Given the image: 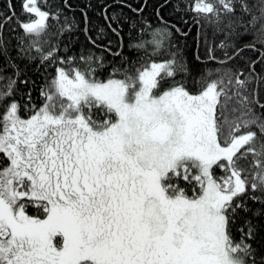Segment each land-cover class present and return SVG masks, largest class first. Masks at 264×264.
<instances>
[{
    "label": "snow or ice",
    "instance_id": "6c2138e0",
    "mask_svg": "<svg viewBox=\"0 0 264 264\" xmlns=\"http://www.w3.org/2000/svg\"><path fill=\"white\" fill-rule=\"evenodd\" d=\"M148 4L0 0V264H264V0Z\"/></svg>",
    "mask_w": 264,
    "mask_h": 264
},
{
    "label": "trees",
    "instance_id": "16d2710c",
    "mask_svg": "<svg viewBox=\"0 0 264 264\" xmlns=\"http://www.w3.org/2000/svg\"><path fill=\"white\" fill-rule=\"evenodd\" d=\"M9 2H11V0H9ZM86 2H87V0H69V3H71L73 5L72 11H74L76 13L77 17H79V15H80L78 9L82 8ZM134 2H135V0H134ZM192 2H193V0H189V3H192ZM211 2H215V0H211ZM16 9H17V12H19V10H20L19 9V3L16 4ZM95 12H96V10H95V8H93L92 10L89 11V15L95 17ZM152 13H153V0H149V4H148V7L146 9L145 14L148 16H151ZM164 15L170 17L172 15L171 9H169V8L164 9ZM190 15H191V13H189V16ZM205 26L210 28V26L207 25L206 22H205ZM195 33H196V28L192 27V36H194ZM209 34H211V33H209ZM192 36H190L189 40H188V44H189L188 57L190 60L193 59L195 56V45L193 44ZM81 39H83V37H81ZM200 53H201V57L203 58V56H204L203 47H201ZM217 55L220 56L221 53L217 52ZM244 55H245V57H247V56L252 55V53L246 52ZM27 72H28V76L31 79L35 80L38 84L41 82L40 73L35 70L34 65L32 67H30L27 70ZM35 95H37V93H34V96Z\"/></svg>",
    "mask_w": 264,
    "mask_h": 264
}]
</instances>
